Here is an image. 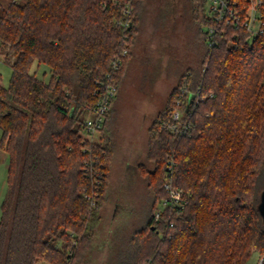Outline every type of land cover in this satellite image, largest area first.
Listing matches in <instances>:
<instances>
[{
  "label": "trees",
  "instance_id": "16d2710c",
  "mask_svg": "<svg viewBox=\"0 0 264 264\" xmlns=\"http://www.w3.org/2000/svg\"><path fill=\"white\" fill-rule=\"evenodd\" d=\"M205 1L190 0V6L207 27L214 23L205 15ZM127 2L0 0V55L11 68L6 87L0 78V149L8 155L0 264H74L91 247L114 153V97L98 133L101 142L83 136L80 117L89 113L94 90L123 49L128 53L113 78L116 92L125 76L145 0H131V26L124 28L117 21ZM233 3L243 18L248 1ZM202 34L199 65L180 76L147 129L145 163L137 169L152 204L123 264H245L253 253L264 264L258 211L264 191V35L220 28L216 44L208 46ZM180 93L184 106L196 95L184 115L190 137L158 124ZM170 161L173 184L189 195L188 203L178 215L165 212L153 223Z\"/></svg>",
  "mask_w": 264,
  "mask_h": 264
},
{
  "label": "rangeland",
  "instance_id": "374dc122",
  "mask_svg": "<svg viewBox=\"0 0 264 264\" xmlns=\"http://www.w3.org/2000/svg\"><path fill=\"white\" fill-rule=\"evenodd\" d=\"M205 29L193 18L190 0H145L125 76L109 106L114 153L106 204L90 249L74 264H123L131 254V238L146 225L152 204L151 192L137 169L145 163L147 129L164 108L180 76L199 65ZM35 71L41 77L44 68ZM10 75L11 68L3 63L0 55V78L4 87ZM90 116L88 112L83 113L80 119L84 122ZM91 140L101 142L97 134ZM7 166L8 155L0 149V216L7 190ZM36 264L48 263L38 260ZM245 264H261V258L253 253Z\"/></svg>",
  "mask_w": 264,
  "mask_h": 264
},
{
  "label": "built area",
  "instance_id": "2783aa9c",
  "mask_svg": "<svg viewBox=\"0 0 264 264\" xmlns=\"http://www.w3.org/2000/svg\"><path fill=\"white\" fill-rule=\"evenodd\" d=\"M205 15L211 19L214 25L207 26L205 33L207 35L208 46L216 44L215 34L224 25L226 27L242 28L250 37L264 35V5L262 0H248V5L243 18L236 10L233 0H206ZM132 13L131 0H128L126 6L122 10V17L117 23L126 28L131 26L130 16ZM126 44V42H125ZM128 53L127 49H123L120 57L115 58L111 63V72L107 75L105 81L99 82L97 89L93 95L96 97L95 103L89 107L90 117L83 122V136L92 142L91 138L102 130L106 110L110 100L115 96L116 86L113 78L116 71L122 64V58ZM183 91H181L182 93ZM178 94L174 105L169 111L165 112L164 117L159 121V128L172 135L178 137H190L191 126L185 119L184 115L189 112V108L193 102L185 104L182 102V94ZM198 95V94H197ZM209 97H212L210 95ZM173 162L170 161L162 182V189L165 197L158 202L153 212V223H157L162 219L165 212L178 215L180 211L188 203V194L182 188L173 184ZM85 171H87L85 169ZM91 175V174H90ZM96 185L100 183V179H94ZM173 223H169L171 227Z\"/></svg>",
  "mask_w": 264,
  "mask_h": 264
},
{
  "label": "water",
  "instance_id": "95a60500",
  "mask_svg": "<svg viewBox=\"0 0 264 264\" xmlns=\"http://www.w3.org/2000/svg\"><path fill=\"white\" fill-rule=\"evenodd\" d=\"M258 211L262 217V220L264 222V191H262L260 195V203L258 204Z\"/></svg>",
  "mask_w": 264,
  "mask_h": 264
}]
</instances>
